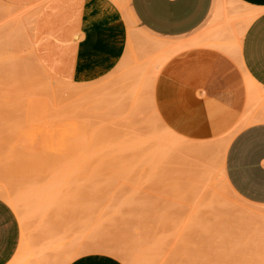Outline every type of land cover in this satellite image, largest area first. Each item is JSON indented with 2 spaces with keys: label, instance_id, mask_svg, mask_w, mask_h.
Wrapping results in <instances>:
<instances>
[{
  "label": "rangeland",
  "instance_id": "374dc122",
  "mask_svg": "<svg viewBox=\"0 0 264 264\" xmlns=\"http://www.w3.org/2000/svg\"><path fill=\"white\" fill-rule=\"evenodd\" d=\"M81 1L0 0V185L20 197L23 210L20 214L16 212L23 243L16 254L19 259L12 264H36L42 257L39 263L43 262L50 248L59 245L62 249L74 247V251H81L74 254V260L89 253L97 237L95 246L107 248L106 254L111 248L110 255L118 250L115 257L118 255L125 263L131 259L124 258V252L131 255L135 264H264V206L239 196L225 172V156L232 138L259 117L249 116L217 138L185 137L163 121L155 103L156 81L167 63L156 62L159 46L175 47L182 43L211 46L217 41V29L226 27L221 43L227 50L223 51L238 62L234 34L239 33L253 9L236 0H216L209 26L202 27L192 39L171 40L141 28L130 16V0H112L127 22L125 52L115 68L103 77L76 82L71 74L76 43L81 37ZM218 7L223 12L214 20ZM247 83L251 89L256 88ZM256 91L251 105L262 103L259 97L264 94ZM74 123L80 125L75 131L80 133V139L88 141L77 154L84 161L74 167L76 172L66 162L68 155L56 151L62 145L61 140L58 142L60 133L65 131L64 127L69 128L68 133L71 128L75 130ZM149 155H158L156 162ZM62 178L67 188L60 183ZM50 187L56 190L53 189V194ZM36 191L45 194L39 199L41 203L36 197L41 195H35ZM192 192L202 196L199 199L197 194L196 198ZM44 199L49 202L47 208ZM29 203H33L32 207ZM42 208L47 210L46 214ZM39 212L44 218L47 216L48 222L40 218ZM187 217L188 221L192 218L201 224L192 225L195 221L186 222ZM42 220L51 224V228ZM23 223L27 230L29 227L28 232ZM64 224L69 225L67 233ZM54 228L57 233L53 239L60 244L48 249L51 246L48 242H54L49 236L54 234V230L51 232ZM83 238H88L87 243ZM65 239L73 243L69 245ZM80 243L91 250L83 251ZM56 248L55 252L58 250L60 254L62 249ZM52 250L47 257L58 260L57 252L54 254ZM67 252L65 257L60 256L70 259L72 253ZM56 260L52 264H69L63 259L64 263Z\"/></svg>",
  "mask_w": 264,
  "mask_h": 264
},
{
  "label": "crops",
  "instance_id": "0c3cea01",
  "mask_svg": "<svg viewBox=\"0 0 264 264\" xmlns=\"http://www.w3.org/2000/svg\"><path fill=\"white\" fill-rule=\"evenodd\" d=\"M216 0H130V16L151 35L192 39L209 26ZM259 11L241 42L243 68L264 94V0H239ZM219 7L217 8L218 11ZM216 11V14H217ZM80 39L72 77L99 79L112 71L127 46V22L112 0H82ZM251 89L240 64L222 49L196 45L175 54L155 85V103L163 121L185 137L213 139L240 125L225 156V172L233 190L246 201L264 206V102L251 105ZM22 239L14 209L0 199V264H12ZM69 264H125L105 253H88Z\"/></svg>",
  "mask_w": 264,
  "mask_h": 264
},
{
  "label": "bare ground",
  "instance_id": "6f19581e",
  "mask_svg": "<svg viewBox=\"0 0 264 264\" xmlns=\"http://www.w3.org/2000/svg\"><path fill=\"white\" fill-rule=\"evenodd\" d=\"M236 1H238V2H240V3H242L241 1H239V0H236ZM243 4V3H242ZM245 6H247L246 4H244ZM247 7H249V6H247ZM249 8H251V7H249ZM252 9V8H251ZM223 11H222V9L219 7V9H218V11H217V14L215 15V17H214V20H217V18L220 16V14L222 13ZM258 12L259 11H257V10H253L252 12H251V14H249L248 15V17L246 18V19H244V21H243V25L241 26V29L239 30V33L238 34H234L235 36L237 35V37H236V41H235V43H234V41H233V44H234V50H235V52H236V55H237V58H238V63L240 64V67H241V69H242V71H243V74H244V76H245V78H246V80L249 82V84H252L251 86H255L256 88L257 87H259V85L257 84V82L249 75V73L243 68V65H242V63H241V58H240V49H241V42H242V38H243V35H244V33H245V31H246V29H247V27H248V25L250 24V22L253 20V18L258 14ZM26 16V15H25ZM218 31H216V42H214V43H211V46H213V47H216V48H219V49H222V50H227V47H226V45L225 44H223V43H221V40H222V37H223V35H225V32L227 31V29H226V27L225 28H222V29H217ZM214 36V35H213ZM215 37V36H214ZM211 42V41H210ZM210 43H208L207 45H209ZM170 44H162L161 46H159L158 47V53H155L156 54V62L158 63V64H162V63H166V62H168L175 54H177V53H179V52H181V51H183V50H185V49H187V48H190V47H192L191 45H188V44H178L177 46H175V47H167V46H169ZM206 45V46H207ZM163 65V64H162ZM259 89V88H258ZM260 100H261V102H262V104H263V102H264V96L263 95H261L260 97ZM75 125H76V127H75V130H74V128H71V131L72 132H75L76 131V129H78L77 128V126H80V125H77L76 123H74ZM68 125V124H67ZM69 125H73V123L72 124H69ZM60 126H62V125H60ZM63 127V126H62ZM68 127H70V126H68ZM60 128V127H59ZM59 128H57V129H59ZM36 129V128H35ZM69 128H65L64 127V130L66 131V130H68ZM81 129V128H80ZM41 130V129H40ZM43 130V129H42ZM74 130V131H73ZM79 130V129H78ZM65 131H63L62 130V132L60 133V138H59V141L58 142H60V140H61V142H62V145H61V147L58 145V144H60V143H57V146H59L60 147V149L58 150V148L56 149V151H60L61 152V154L63 155V154H65L66 153V155H68V157L69 158H67L68 159V161H66L67 163H68V165H70V167H72L73 168V170H74V172H76L75 171V169H74V167H76V165H79V163L81 164V162L82 161H84V159H83V156L82 155H80L79 157H77V154L80 152V150L81 149H84L85 147H83V145H87L88 144V141H83V140H81L80 138V133H78V132H75V133H72V134H70L71 133V131L68 133V131H66L67 133H65L64 134V132ZM30 132V131H29ZM55 132H56V130H55ZM54 132V133H55ZM60 132V131H59ZM47 133V132H46ZM51 133H52V131H51ZM87 133V132H86ZM91 134V133H90ZM37 135V134H36ZM42 135V134H41ZM52 135V134H51ZM94 135V134H93ZM40 136V135H39ZM58 136V135H57ZM175 135H173V137H174ZM30 137H31V135H30ZM55 137V136H54ZM53 137V138H54ZM59 137V136H58ZM38 138V137H37ZM89 139H90V137H88ZM89 139H87V140H89ZM91 139H92V137H91ZM18 140V139H17ZM32 140H33V137H32ZM57 140V139H56ZM105 141H107L108 142V140H105ZM126 141V140H125ZM133 141V140H132ZM139 141V140H138ZM144 142V141H143ZM31 143V142H30ZM44 143H45V141H44ZM47 143H49V142H47ZM46 143V144H47ZM109 143V142H108ZM120 143V142H119ZM123 143V142H122ZM146 143V141L144 142V144ZM53 144H55V143H53ZM116 144V143H115ZM28 145V144H27ZM43 145V144H42ZM102 145V144H101ZM105 145V144H104ZM114 145V144H113ZM141 145V144H140ZM48 146V145H47ZM57 146H55V147H57ZM90 146V145H89ZM115 146V145H114ZM106 147V146H105ZM110 147H113V146H110ZM54 148V147H53ZM121 149H122V147H120ZM126 148V147H125ZM86 149H88L87 147H86ZM104 149H107V147L106 148H104ZM136 149V148H135ZM95 150H96V148H95ZM101 150L102 149H100V152H101ZM123 150H124V148H123ZM155 150H157V149H155ZM49 151V150H48ZM86 151V150H85ZM96 151H98V150H96ZM95 151V152H96ZM109 151V150H108ZM122 151V150H121ZM57 152V153H58ZM81 152H84V151H81ZM120 152V151H119ZM90 153H92V152H90ZM94 153V152H93ZM111 153V152H110ZM114 153V151L112 152V154ZM116 153V152H115ZM156 153V152H155ZM159 153L160 152H157V154L159 155ZM100 154V153H99ZM118 154V153H117ZM116 154V155H117ZM161 154V153H160ZM84 155V154H83ZM88 155H90L89 153H88ZM87 154L86 155H84V156H88ZM114 155V154H113ZM115 155V156H116ZM158 155H156V156H158ZM64 156V155H63ZM71 156H73V157H71ZM150 156V155H149ZM154 155H151L150 157L152 158ZM153 157V161H155L156 159H157V157ZM22 157V156H21ZM109 157V156H108ZM160 157H161V155H160ZM91 158V157H90ZM110 158V157H109ZM109 158H108V160H109ZM87 159V158H86ZM139 159V158H138ZM119 160V159H118ZM160 160V159H159ZM159 160H158V162H159ZM89 161V160H88ZM106 161V160H105ZM146 161V160H145ZM161 161V160H160ZM14 162V161H13ZM61 162H63L62 161V159H61ZM156 162V161H155ZM2 163V162H1ZM126 163V162H125ZM55 164V163H54ZM106 164V163H105ZM153 165V164H152ZM67 166V165H66ZM109 166V165H108ZM116 166V165H115ZM80 167H81V165H80ZM137 167V166H136ZM30 168V167H29ZM45 168V167H44ZM63 168V167H62ZM66 168V167H65ZM64 168V169H65ZM71 168V169H72ZM141 168V167H140ZM71 169L70 170H68L67 172H69V171H71ZM73 170H72V172H73ZM94 170V169H93ZM120 170V169H119ZM50 171V170H49ZM58 171V170H57ZM89 171V170H88ZM1 172V171H0ZM63 172L65 173V171L63 170ZM67 172H66V177H67ZM156 172V171H155ZM60 173V172H59ZM58 173V174H59ZM112 173V172H111ZM110 173V174H111ZM42 174V173H41ZM53 174V173H52ZM55 174V173H54ZM70 174V173H69ZM60 175V174H59ZM62 175V174H61ZM60 175V176H61ZM114 175V174H113ZM55 176V175H54ZM64 176V175H63ZM70 176H73V175H70ZM112 176V175H111ZM118 176V175H117ZM125 176V175H124ZM69 177V176H68ZM15 178V177H14ZM54 178V177H53ZM81 178V177H80ZM63 179V178H62ZM60 179V181H62V182H60L59 180V182L60 183H62L61 185H64L63 187H66V184H64L65 183V179ZM69 179H70V177H69ZM73 179V178H72ZM108 179V178H107ZM123 179V178H122ZM55 180V179H54ZM88 180V179H87ZM86 180V181H87ZM63 181H64V183H63ZM68 181V180H67ZM79 181V180H78ZM30 182V181H29ZM48 182V181H47ZM52 182V181H51ZM31 183V182H30ZM56 183V182H55ZM55 183H53L55 186H56V184ZM69 183H70V181H69ZM99 183V182H98ZM9 184V183H8ZM59 184V183H58ZM43 185V184H42ZM50 185H52V184H50ZM74 185V184H73ZM3 186V185H2ZM1 185H0V199H2V200H4L5 202H7L13 209H14V211L15 212H17V214H20L23 210H20V197L18 196V198H17V195L15 196L14 194H13V192H11V190H9L8 188H6L5 186H3L2 187ZM20 186V185H19ZM28 186V185H27ZM39 186V185H38ZM69 186V185H68ZM102 186H103V184H102ZM28 187H31V188H33L34 186H31V185H29ZM28 187H25V189H29ZM96 187V186H95ZM205 187V186H204ZM207 187V186H206ZM57 188H60V187H57ZM67 188V187H66ZM40 189H42V188H40ZM46 190L47 189H49V188H45ZM44 189V190H45ZM50 193H52V191H53V189L54 188H52V187H50ZM93 189V188H92ZM17 190V189H16ZM33 190V189H32ZM32 190H29V191H31V193H32ZM35 190V189H34ZM39 190V189H38ZM37 190V191H38ZM55 190V189H54ZM58 190V189H57ZM74 190V189H73ZM197 189H195V191H196ZM28 191V192H29ZM36 191V192H37ZM56 191V190H55ZM66 191V190H65ZM74 191H76V190H74ZM93 191V190H92ZM94 191H95V189H94ZM191 191V190H190ZM193 191V190H192ZM195 191H193V192H195ZM200 191V190H199ZM20 192H22V191H20ZM23 192H27V191H23ZM36 192H34V194L36 193ZM54 192V191H53ZM192 192V193H193ZM196 192H198V191H196ZM201 192V191H200ZM18 193V192H17ZM67 193H69V192H67ZM90 193V192H89ZM203 193V192H202ZM213 193H214V191H213ZM212 193V194H213ZM19 194V193H18ZM22 194V193H21ZM24 194H26V193H24ZM41 195V192H37V194H35V195ZM53 194V193H52ZM56 194V193H55ZM65 194H66V192H65ZM194 195H195V193H193ZM198 194V196H199V194L200 193H196V195ZM30 195H32V194H30ZM35 195H33L34 197H35ZM43 195L45 196V194L44 193H42V195L41 196H36V197H38V202H39V199L41 198V197H43ZM108 195V194H107ZM195 195V196H196ZM25 196V195H24ZM49 196H51V195H49ZM56 196H57V194H56ZM62 196V195H61ZM183 196V195H182ZM201 196H202V194H201ZM201 196H199V199H200V197ZM28 197H29V195H28ZM31 197V196H30ZM71 197V196H70ZM107 197H109V196H107ZM26 199H28L27 197H25ZM49 198V197H48ZM47 198V199H48ZM52 196L49 198L50 200H49V202H50V205H52L53 204V201H52ZM57 198V197H56ZM196 198H197V196H196ZM30 199H32V198H30ZM54 199V198H53ZM64 199V198H63ZM37 200V199H36ZM55 200V199H54ZM66 200H67V198H66ZM105 200V199H104ZM196 200V199H195ZM29 201V200H28ZM31 201V200H30ZM41 201H42V199H41ZM62 201V200H61ZM32 202V201H31ZM47 203L48 202V200L47 201H45V199H44V203ZM48 202V203H49ZM67 202V201H66ZM36 203V202H35ZM39 203H41V202H39ZM48 203L47 204H44V208H47V205H48ZM52 203V204H51ZM64 203V202H63ZM187 203V202H186ZM195 203V202H194ZM22 204V203H21ZM30 204V203H29ZM29 204L27 205V207H32V204H30V206H29ZM65 204V203H64ZM50 205H49V207H50ZM57 205V204H56ZM88 205V204H87ZM35 206V205H34ZM69 206V205H68ZM194 206V205H193ZM192 206V208H195V207H193ZM26 207V208H27ZM41 207V206H40ZM43 207V206H42ZM52 208H53V206H51ZM62 208V207H61ZM22 209V208H21ZM33 209V208H32ZM31 209V210H32ZM48 209H50V208H48ZM196 209V211H197V207L195 208ZM42 211L44 210L43 208L41 209ZM52 210V209H51ZM199 210V209H198ZM195 211V210H194ZM33 212V211H32ZM45 212V214H46V212H47V210L45 209L44 211H43V213ZM82 212V211H81ZM192 212V211H191ZM52 213V212H51ZM71 213V212H70ZM195 213V212H194ZM193 213V217L195 216V214ZM198 213H199V211H198ZM198 213H196V214H198ZM26 214H27V212H26ZM29 214V213H28ZM86 214V213H85ZM36 215V214H35ZM39 215H40V212H39ZM80 215V214H79ZM46 216V215H45ZM56 216V215H55ZM78 216V215H77ZM192 216H190V217H192ZM200 216V215H199ZM24 217V216H23ZM23 217H22V219H23ZM41 217H43V216H41L40 215V218ZM189 217V216H188ZM188 217L187 218H185L186 220L188 219ZM183 218V217H182ZM196 220L197 219H199L198 218V215H196ZM21 219V220H22ZM42 219V218H41ZM40 219V220H41ZM43 219H46L45 221H47L48 222V219H47V216L44 218L43 217ZM87 219V218H86ZM192 218H190V220L188 221H186V222H194L195 221V219L192 221L191 220ZM24 220L26 221V219H25V217H24ZM38 220H39V218H38ZM39 220V221H40ZM59 220V219H58ZM61 220V219H60ZM201 220V219H200ZM199 220V221H200ZM37 221V220H36ZM43 221V220H42ZM45 221H43V222H45ZM49 221H52V220H49ZM80 221V220H79ZM85 221V220H84ZM181 221H182V219H181ZM34 222V221H33ZM61 222V221H60ZM63 222V221H62ZM82 222V221H81ZM197 222V223H196ZM35 223V222H34ZM40 223V222H39ZM46 223V222H45ZM54 223H56V222H54ZM80 223V222H79ZM78 223V224H79ZM195 223L198 225V223L199 224H201V222H198V221H195L194 222V224L192 223V225H195ZM59 224V223H58ZM66 224V223H65ZM64 224V226L66 227L67 225H65ZM189 225H191L190 223H188ZM23 225H25L24 223H23ZM22 225V226H23ZM31 225H33V224H31ZM46 225H48V223H46ZM54 225V224H53ZM189 225H188V227H189ZM191 225V226H192ZM196 225V226H197ZM34 226V225H33ZM40 226H42L41 224H40ZM49 226V227H48ZM47 226V228H51L50 226H51V224H49ZM69 226V225H68ZM67 226V227H68ZM24 227V226H23ZM35 227V226H34ZM43 227V226H42ZM44 227H45V225H44ZM55 227V226H54ZM59 227H60V225H59ZM65 228V229H67L66 231H65V229H64V231L67 233L68 232V228ZM85 227V226H84ZM91 226H89V228H90ZM183 227V226H182ZM184 227H186L185 225H184ZM24 228H26V230H27V227H26V225H25V227ZM31 228V227H30ZM46 228V227H45ZM45 228H44V230H45ZM56 228V227H55ZM55 228L54 229H51V232H52V230H54L55 231ZM58 228V227H57ZM62 228H64L63 226H62ZM176 229V228H175ZM200 229V228H199ZM26 230H25V232H26ZM28 230H30L29 229V227H28ZM28 230H27V232H28ZM39 230V229H38ZM48 230V232L49 233H51L50 232V229H47ZM46 230V231H47ZM177 230H178V228H177ZM205 230V229H204ZM33 231H34V229H33ZM90 231V230H89ZM27 232L25 233V235H27ZM30 232V231H29ZM72 232V231H71ZM82 232V231H81ZM92 232V231H91ZM57 233V231H55L54 232V234L53 235H49V236H52V239L53 238H55V237H53V236H55V234ZM77 233V232H76ZM84 233V232H83ZM30 234V233H29ZM38 234V233H37ZM43 234V233H42ZM59 234V233H58ZM78 234V233H77ZM82 236L84 235V234H82V233H80ZM62 235V234H61ZM65 236H66V234H64ZM80 235V237H82ZM32 236H34V234L32 235ZM59 236V235H58ZM88 236H90V235H88ZM92 237L93 236H95L94 234L93 235H91ZM42 237V236H41ZM46 237V236H45ZM67 237V236H66ZM69 237H71L72 238V236H69ZM78 237H79V235H77V239H78ZM85 237H87V236H85ZM96 237V236H95ZM94 237V238H95ZM49 238V237H48ZM61 236H60V239L59 238H57L58 240H61ZM65 238V237H64ZM63 238V239H64ZM98 239H99V237H97ZM96 238V239H97ZM32 239V238H31ZM62 239V241H63V244H62V246L65 244L66 245V243H64V240ZM76 239V237H75V239L74 240H72L73 242L75 241V240H77ZM80 239V238H79ZM96 239L93 241V243H91L94 247L93 248H91V247H85L84 248V246L86 245L85 244V242L87 243V241L86 240H88V238H86V240H84V238H83V241H85L84 242V246L82 245L83 244V242L81 241V239H80V241L82 242V244L80 243V245L83 247V251L85 250V252H89L91 249L92 250H94V252L91 250L89 253H97V250L99 249H101L102 251L104 250V253L106 252L105 250L107 249V248H105L104 249V247H100L99 246V248H98V245H94V243H95V241H96ZM48 240V239H47ZM54 240V239H53ZM53 240H52V242H53ZM66 240V239H65ZM90 240V239H89ZM35 241H37V240H35ZM45 241V240H44ZM71 240H70V242H72ZM79 241V240H78ZM102 240H100V242L99 243H102L101 242ZM33 242V241H32ZM54 242H55V240H54ZM51 243V241H50V243L48 242V244L49 245H51V246H48V249H49V247H55L57 244L59 245L60 243H58L57 242V240H56V242L55 243ZM61 242V241H60ZM65 242H67L68 244L70 243L69 241H65ZM72 242V243H73ZM89 242V244H90V242H92V241H88ZM21 243H23V242H21ZM57 243V244H56ZM75 243V242H74ZM97 243V242H96ZM106 243V242H105ZM41 244V243H40ZM42 244H43V242H42ZM52 244H54L53 246H52ZM56 244V245H55ZM76 244H77V242H76ZM104 244V243H103ZM107 244V243H106ZM37 245V244H36ZM46 245H47V243H46ZM70 245V244H69ZM72 245V244H71ZM74 245V244H73ZM78 245V244H77ZM105 245V244H104ZM103 245V246H104ZM21 246V245H20ZM39 246V245H38ZM37 246V247H38ZM41 246H43V245H41ZM45 246V245H44ZM43 246V247H44ZM61 245H59V247L58 246H56V247H58V248H60V249H62V247H60ZM79 246V245H78ZM89 246H91V245H89ZM36 247V248H37ZM42 247V248H43ZM55 247V248H56ZM64 247V246H63ZM67 247H68V245H67ZM66 247V248H67ZM77 247V246H76ZM80 247V246H79ZM79 247H77V248H79ZM107 247V246H106ZM34 248V247H33ZM39 248H41V247H39ZM55 248L53 249L54 250V254L58 251V250H56V252H55ZM58 248H56V249H58ZM91 248V249H90ZM98 248V249H97ZM109 248V247H108ZM51 248H50V251L52 250ZM65 248H63L62 249V251L64 250ZM80 249V248H79ZM78 249V250H79ZM110 250H111V248H109ZM120 249V248H119ZM45 249L43 248V250L42 251H44ZM52 250V251H53ZM76 250V249H75ZM110 250H108V254L110 255ZM120 250H123V249H120ZM49 251V253L47 254V255H49L51 252ZM62 251H60L61 253L60 254H58V252L55 254V257H57V259L60 261H62L63 262V260H65L67 263H70L72 260H73V256H74V254H76V253H82L81 251H74V247L71 249V248H68V249H65V251H63V252H65V253H63ZM68 251V252H67ZM70 251H73V252H75V253H73V252H70ZM96 251V252H95ZM102 251H100V253H102ZM112 251V250H111ZM118 251V250H117ZM117 251H115L113 254L111 253V255L113 256H115V254H117ZM125 251V250H124ZM41 252V251H40ZM39 252V253H40ZM66 252L67 253H72V255L70 256L71 258H72V260H71V258L69 259V257L68 256H66V259L65 258H63L62 256H64L65 257V255H66ZM222 252V251H221ZM21 253V252H20ZM38 253V252H37ZM98 253H99V251H98ZM107 253V252H106ZM105 253V254H106ZM119 253V252H118ZM121 253V252H120ZM119 253V254H120ZM31 254H32V251H31ZM35 254H36V252H35ZM45 255H46V253H44ZM59 255V257H58V255ZM64 254V255H63ZM86 254H88V253H86ZM123 254H124V256H123ZM122 254V256L124 257V258H128L129 257V259H131L130 261L132 262V260H133V258H130L131 257V255H128V253H123ZM125 254H126V257H125ZM169 254V253H168ZM26 255V254H25ZM47 255H46V257H45V259H46V261L48 262V264H49V262H50V264H52L53 262H52V260L55 262V260H56V258L55 259H52L51 260V258H53V256L50 258V256H48L49 257V259H48V257H47ZM51 255H52V253H51ZM60 255H62V256H60ZM30 256V255H29ZM43 256V253H42V255H40V257H42ZM118 255H116V257H117ZM121 256V257H122ZM20 257V256H19ZM19 257H18V255H16L15 257H14V259L13 260H16L17 258L19 259ZM32 257H34V256H32ZM31 257V258H32ZM36 257V256H35ZM39 257V256H38ZM119 257H120V255H119ZM120 257V258H121ZM29 258V257H28ZM118 258V257H117ZM165 258V257H164ZM30 259V258H29ZM28 259V260H29ZM41 259H43V257L42 258H40V260ZM45 259L43 260V262H44V264H46L47 262H45ZM49 261H48V260ZM63 259V260H62ZM70 260V262H69V260ZM13 260H12V262H13ZM27 260V261H28ZM39 260V261H40ZM58 260H56V261H58ZM125 260V259H124ZM34 261H38V260H35V258H34ZM39 261L38 262H36V264L38 263V264H40V263H43V262H40L39 263ZM122 261V260H121ZM130 261H127V263H125V264H130ZM30 263L32 262L31 261V259H30V261H29ZM25 264H28V263H26V262H24ZM64 263V262H63ZM136 263V262H135ZM134 263V260H133V262L131 263V264H135ZM13 264H15V263H13ZM21 264V263H20ZM33 264H35V263H33ZM54 264H56V263H54ZM58 264H61V263H58ZM210 264V263H209Z\"/></svg>",
  "mask_w": 264,
  "mask_h": 264
}]
</instances>
